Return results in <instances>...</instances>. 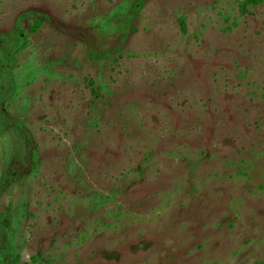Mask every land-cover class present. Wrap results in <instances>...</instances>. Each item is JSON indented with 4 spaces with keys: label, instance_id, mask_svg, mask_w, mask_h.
<instances>
[{
    "label": "rangeland",
    "instance_id": "1",
    "mask_svg": "<svg viewBox=\"0 0 264 264\" xmlns=\"http://www.w3.org/2000/svg\"><path fill=\"white\" fill-rule=\"evenodd\" d=\"M239 1L0 0L41 71L7 108L29 147L0 137L23 264H264V3Z\"/></svg>",
    "mask_w": 264,
    "mask_h": 264
},
{
    "label": "trees",
    "instance_id": "2",
    "mask_svg": "<svg viewBox=\"0 0 264 264\" xmlns=\"http://www.w3.org/2000/svg\"><path fill=\"white\" fill-rule=\"evenodd\" d=\"M243 8L257 7L264 3V0H241L239 1ZM137 7L134 5L129 8L125 13V18H132ZM113 17L107 19V23L111 25ZM181 25H185V18L180 17ZM43 21L37 19L30 28L31 32H36ZM27 36L22 35L17 29L9 34L6 40L0 46V137L3 136L7 129L16 133L17 138L22 142L23 147H29L27 139H30V132L24 120L18 117H13L7 112V108L15 103L21 92V87L27 85L38 74L39 69L34 68L30 71L29 65H21L19 70H15L17 65V55L27 47ZM10 118H17L16 121ZM34 159L37 157L36 151L32 156ZM32 159V158H31ZM35 163L34 160H32ZM36 167V163L34 164ZM16 173L11 171L0 170V197L6 192L8 186L16 180ZM26 209L25 203L17 208L20 215L24 214ZM17 220L14 217L12 206L7 210L0 213V264H23L21 256V245L16 244L17 235Z\"/></svg>",
    "mask_w": 264,
    "mask_h": 264
}]
</instances>
